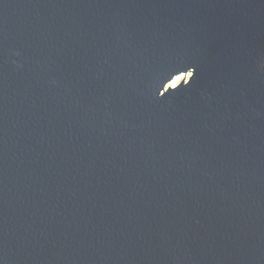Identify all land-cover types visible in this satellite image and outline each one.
Masks as SVG:
<instances>
[{"label":"water","instance_id":"obj_1","mask_svg":"<svg viewBox=\"0 0 264 264\" xmlns=\"http://www.w3.org/2000/svg\"><path fill=\"white\" fill-rule=\"evenodd\" d=\"M0 264H264V0H0Z\"/></svg>","mask_w":264,"mask_h":264},{"label":"rangeland","instance_id":"obj_2","mask_svg":"<svg viewBox=\"0 0 264 264\" xmlns=\"http://www.w3.org/2000/svg\"><path fill=\"white\" fill-rule=\"evenodd\" d=\"M185 77V74H180L174 78L172 82L169 83V85H177L181 82V80Z\"/></svg>","mask_w":264,"mask_h":264}]
</instances>
